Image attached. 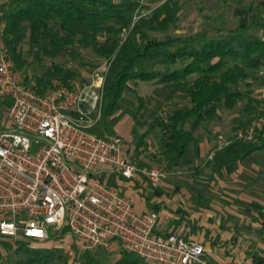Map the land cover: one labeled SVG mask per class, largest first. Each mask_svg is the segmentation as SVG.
<instances>
[{
	"label": "trees",
	"instance_id": "16d2710c",
	"mask_svg": "<svg viewBox=\"0 0 264 264\" xmlns=\"http://www.w3.org/2000/svg\"><path fill=\"white\" fill-rule=\"evenodd\" d=\"M162 1L160 7L144 14L140 0H7L0 6V14L16 75L28 65L21 48L27 39L35 63L75 55L80 48L90 49L107 61L101 110L106 127L120 110L129 83L154 84L156 100L137 97L129 142L139 150L152 134L157 135L162 144L160 163L165 171L184 168L197 171L199 168H193L191 159L196 133L202 125L214 121L220 107L233 111L247 96L244 111L259 114L255 100L250 97L251 90L244 95L239 86L252 74L264 70V40L238 35L215 39L209 38L208 32L179 35L176 31L182 5L179 0ZM260 6L264 9V1ZM252 19L249 25L233 32H245L252 25L264 28L260 19L255 16ZM73 78L72 71L53 62L35 78L32 88L41 94L54 80L71 88ZM24 82L28 85L29 81ZM246 86L250 88L251 84ZM178 95L185 96L189 105L173 109L163 117L160 112L164 104ZM154 101L155 108L151 109ZM261 151H264L262 131L250 142L234 139L215 152L211 169L218 173ZM19 251L28 256L22 264L53 262L50 253L46 255L28 246H20ZM118 264L145 263L135 254L125 252ZM256 264H264V260Z\"/></svg>",
	"mask_w": 264,
	"mask_h": 264
},
{
	"label": "built area",
	"instance_id": "2783aa9c",
	"mask_svg": "<svg viewBox=\"0 0 264 264\" xmlns=\"http://www.w3.org/2000/svg\"><path fill=\"white\" fill-rule=\"evenodd\" d=\"M101 90V82L74 90L54 80L39 94L26 85L15 74L0 14V100L9 102L12 126L0 129V237L43 242L66 228L84 252L116 241L145 264H208L201 244L156 234L157 214H137L102 180L140 174L157 185L167 173L139 168L142 153L135 157L129 141L92 131ZM261 123L252 122L237 139L254 140Z\"/></svg>",
	"mask_w": 264,
	"mask_h": 264
},
{
	"label": "rangeland",
	"instance_id": "374dc122",
	"mask_svg": "<svg viewBox=\"0 0 264 264\" xmlns=\"http://www.w3.org/2000/svg\"><path fill=\"white\" fill-rule=\"evenodd\" d=\"M124 1V0H114ZM143 5V13L148 14L157 7L163 4L162 0H140ZM182 5V10L179 15L178 30L176 31L179 35L195 34L197 32H208V37H214L215 39L225 38L229 35H238L239 37L245 36L253 40H264V28L252 25L245 32L240 30L238 33L236 31L240 26H246L251 23L252 16L260 19L264 24V9L260 6V3L264 0H179ZM2 3L0 2V6ZM232 31V32H231ZM104 39H101V42ZM24 58L27 60V67L19 74L22 80H28V86L32 87L34 85L35 78L42 74L47 66L51 63H56L64 66L67 70L74 73V78L70 82V86L74 90H80L84 87H89L95 83L101 82L103 91V84L105 79V74L108 70V63L105 59L95 55L90 49H77L75 55H65L57 59H44L41 63H35L33 61L32 55L29 53L28 39L21 45ZM250 83L251 87H247L246 84ZM156 86L152 83H129L126 87V92L120 101V110L112 117L114 121V127L123 131L125 123L124 118L130 117L133 122L132 129L134 127V121L132 116L136 113L138 102L137 97L144 98H156L154 90ZM239 89L246 92L251 90V98H253L258 107V115L248 114L244 111L247 104V96L243 101L237 106L233 111H228L222 107L218 110V120L211 123L207 129L206 126L201 128V131L196 137L204 139L205 137L211 136V142H218V146L223 147L226 143L228 144L234 139H237V135L240 132H245L248 127H250L252 122H257L258 119H262L260 130L255 134V137L259 132H264V70L252 74L250 79L246 82L241 83ZM103 95V94H102ZM162 98H159L161 100ZM156 100V99H155ZM103 96L101 98L100 113L102 110ZM188 100L185 96L178 95L174 100L164 104L163 109L160 114L165 117V115L172 111L173 109L182 108L188 106ZM151 109L155 108V101L150 105ZM97 113L95 114V116ZM254 116V117H253ZM252 118V119H251ZM110 120V119H109ZM109 120L107 127L104 125L102 120V113L100 114L99 120L93 127V132L102 133L106 135L112 132L110 129ZM250 120V121H249ZM248 123L247 126L245 124ZM131 122V123H132ZM112 128V127H111ZM121 128V129H120ZM131 129V134H132ZM111 130V132H110ZM144 129H140L142 133ZM106 132V133H105ZM115 133H119L117 130ZM113 134V132H112ZM254 137V138H255ZM238 140V139H237ZM243 140V139H242ZM146 142L148 146L147 150L139 151L136 150L134 156L139 157L147 152V156L153 157L154 152L156 156L160 157V151H162V144L157 137V135L152 134ZM250 142V141H247ZM34 150V149H33ZM142 150V149H141ZM140 155V156H141ZM154 160V164L151 168H157L162 171L164 170V164ZM256 166L257 171L251 169ZM246 167L250 170L248 173L250 176L251 186L264 190V151L254 154V157L246 162ZM251 167V168H250ZM149 169V168H147ZM186 171V168L177 170ZM253 171V172H252ZM258 196H255V198ZM260 198L264 200V195H260ZM257 199V198H256ZM259 212V211H258ZM254 221L261 225V228L253 229L248 236L257 238V242L253 241V249H247L246 252L252 250L257 257L253 260L256 261L261 259L264 255V245L262 240H264V217L260 213L255 214ZM234 225V224H233ZM233 225L229 227H224V233L228 235L235 229ZM233 229V230H232ZM241 232H247L245 227L240 228ZM22 241V242H21ZM24 240H9L2 243L0 241V264H22L27 262L28 256L22 251H19L20 246H28L33 250L42 252L43 254H52L53 262L52 264H86L88 259L86 256L87 252L80 250L78 244L71 237L68 230L64 228L61 232L53 233L49 240L43 242H31ZM233 244V243H232ZM263 245V246H262ZM240 244L237 248H240ZM231 247V246H230ZM116 253H121L120 250H116ZM263 252V253H261ZM109 253V254H108ZM106 253L104 250H99V255H96V263L94 264H116L118 255L116 253H111L109 251ZM125 252L122 250V254ZM44 256V255H43ZM264 257V256H263ZM263 260V259H262Z\"/></svg>",
	"mask_w": 264,
	"mask_h": 264
},
{
	"label": "crops",
	"instance_id": "0c3cea01",
	"mask_svg": "<svg viewBox=\"0 0 264 264\" xmlns=\"http://www.w3.org/2000/svg\"><path fill=\"white\" fill-rule=\"evenodd\" d=\"M6 1L2 0V4ZM8 107V100H0V129L5 131L12 127L8 119ZM219 114L217 113L214 121L202 125L201 128L206 126L207 129L211 123L218 120ZM113 119L109 120L113 134L110 130L111 133L106 135H117L131 142L133 122L130 117L124 118L123 131L114 127ZM201 128L197 132L198 135L204 131ZM116 130L119 133H115ZM228 144L221 147L218 146V142H211V136L203 140L197 136L191 149V159L193 168L199 170L165 171L166 178L157 185L140 174L132 180L108 174L103 175L102 180L129 200L137 214L156 213L158 216L156 234L161 236L176 234L185 241L201 244L204 248L203 259L208 264H254L253 260L257 254L252 250L247 252L246 250L253 249V241L257 242L259 239L252 237L253 234L251 237L248 235L253 229L261 228L263 225L257 224L254 217L257 213L264 217V200L259 197L261 194L264 195V190L249 184L251 180L248 173L251 169L257 171L256 166L250 167V170L246 167L249 158L244 162L230 164L218 173L212 171L213 155ZM146 145L149 144L145 143L142 151L148 149ZM156 153L149 157L146 152L139 160V168L150 169L155 163L154 160L159 162L157 159L160 157L156 156ZM252 157L254 154L250 159ZM255 196H258L257 199ZM224 225L226 227L233 225L235 229L228 235L223 231ZM243 227L247 232H241L240 228ZM0 241L4 243L9 240L0 237ZM239 244L241 246L237 248ZM262 244L264 245V240ZM99 250L106 253L109 251L116 253V250H120V254L116 253L118 264L123 248L119 242L113 241L107 249L99 248L87 252L86 264L97 262L95 260ZM263 256H259L262 257L259 260H264Z\"/></svg>",
	"mask_w": 264,
	"mask_h": 264
}]
</instances>
